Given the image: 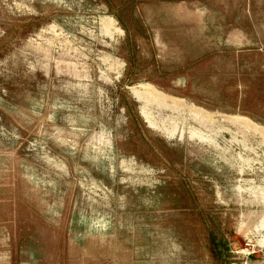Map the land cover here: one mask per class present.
<instances>
[{
	"label": "rangeland",
	"instance_id": "obj_1",
	"mask_svg": "<svg viewBox=\"0 0 264 264\" xmlns=\"http://www.w3.org/2000/svg\"><path fill=\"white\" fill-rule=\"evenodd\" d=\"M0 264H264V0H0Z\"/></svg>",
	"mask_w": 264,
	"mask_h": 264
},
{
	"label": "bare ground",
	"instance_id": "obj_2",
	"mask_svg": "<svg viewBox=\"0 0 264 264\" xmlns=\"http://www.w3.org/2000/svg\"><path fill=\"white\" fill-rule=\"evenodd\" d=\"M135 92L138 94V93H141L142 91L140 92V91H138L137 89H135ZM144 92H145V91H144Z\"/></svg>",
	"mask_w": 264,
	"mask_h": 264
}]
</instances>
